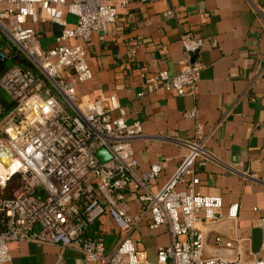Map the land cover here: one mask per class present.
<instances>
[{
	"label": "built area",
	"instance_id": "built-area-1",
	"mask_svg": "<svg viewBox=\"0 0 264 264\" xmlns=\"http://www.w3.org/2000/svg\"><path fill=\"white\" fill-rule=\"evenodd\" d=\"M126 2L0 0V89L12 103L8 110L0 105V145L22 163L16 172L22 179L20 189L13 198L0 202V264L10 260L9 243L18 241L75 248L86 264H264L258 253L248 257L239 251L233 257L204 253L205 235L198 224L228 219L235 225L239 213L235 203L224 217L219 196L194 192L198 169L206 162H218L207 141L219 123L206 132L197 109L183 113L194 120V136L176 142L187 153L164 184L154 189L162 162L137 172L133 145L142 133L141 123L125 120L126 111L115 96L85 100L78 96L76 86L93 77L86 47L94 33L110 31ZM173 14L169 9L163 16ZM66 15L75 18L73 25L69 26ZM28 21L60 25L55 45L43 48L40 32L28 26ZM179 43L183 51L180 71L150 75L145 79L146 92L195 94L204 68L199 56L204 39L183 34ZM100 148L109 153V159L96 157ZM227 169L264 185V172L252 177L231 166ZM127 190L140 204L148 228L165 227L171 237L168 245L157 248L154 262L133 236L135 221L128 211ZM103 216L119 234L108 253L103 239L93 231ZM259 228L264 251V219ZM213 240L218 247L232 249L245 239L216 235Z\"/></svg>",
	"mask_w": 264,
	"mask_h": 264
},
{
	"label": "crops",
	"instance_id": "crops-1",
	"mask_svg": "<svg viewBox=\"0 0 264 264\" xmlns=\"http://www.w3.org/2000/svg\"><path fill=\"white\" fill-rule=\"evenodd\" d=\"M126 1L110 31L94 33L86 47L93 77L76 86L78 96L84 100L115 96L126 111L125 120L141 123L142 133L133 145L137 172L144 173L153 163L162 162L154 189L164 184L187 153L176 142L194 136V120L183 113L197 109L206 132L219 123L207 141L218 162H206L198 169L199 183L194 192L219 196L224 217L235 203L239 213L235 225L228 219L198 224L205 235L204 253L233 257L239 251L244 257L251 252L264 257L259 228L264 219V185L227 169L231 166L252 177H261L264 172V0ZM169 9L174 14L164 18ZM65 18L69 26L75 22L71 15ZM27 25L40 32L43 48L55 45L60 25L51 21H28ZM183 34L204 39L199 54L204 68L195 94L146 92L145 79L150 75L162 70L169 75L180 71L183 51L179 39ZM125 196L135 221L133 236L154 262L157 248L168 245L171 237L165 227L149 229L133 192L127 190ZM93 231L106 239V253L119 241L114 224L106 216L95 222ZM216 235L245 240L239 248L224 249L214 243ZM9 250L10 260L5 264H86L72 247L18 241L9 243Z\"/></svg>",
	"mask_w": 264,
	"mask_h": 264
},
{
	"label": "trees",
	"instance_id": "trees-1",
	"mask_svg": "<svg viewBox=\"0 0 264 264\" xmlns=\"http://www.w3.org/2000/svg\"><path fill=\"white\" fill-rule=\"evenodd\" d=\"M62 30V29H61ZM60 30V32H61ZM60 34V33H59ZM22 63H26L27 61L23 58H20ZM10 63H7L6 66H8ZM0 105L5 108V110H8L12 107V103L9 99V97L0 89ZM21 187V179L20 175L17 173H14L10 175L5 183L3 185L0 184V202L3 200H8L13 198L14 193ZM118 234V232H117ZM102 237V235H98ZM119 236V234H118ZM105 247H106V239L102 237Z\"/></svg>",
	"mask_w": 264,
	"mask_h": 264
},
{
	"label": "bare ground",
	"instance_id": "bare-ground-1",
	"mask_svg": "<svg viewBox=\"0 0 264 264\" xmlns=\"http://www.w3.org/2000/svg\"><path fill=\"white\" fill-rule=\"evenodd\" d=\"M12 157L11 159H5L4 161H0V175L3 178H6L7 176H10L14 169L17 171L22 167V163L17 159ZM13 164V165H12Z\"/></svg>",
	"mask_w": 264,
	"mask_h": 264
},
{
	"label": "water",
	"instance_id": "water-1",
	"mask_svg": "<svg viewBox=\"0 0 264 264\" xmlns=\"http://www.w3.org/2000/svg\"><path fill=\"white\" fill-rule=\"evenodd\" d=\"M95 154L100 161H105L110 158L109 153L104 148H100ZM12 157L11 152L6 147L0 145V161L11 159Z\"/></svg>",
	"mask_w": 264,
	"mask_h": 264
},
{
	"label": "rangeland",
	"instance_id": "rangeland-1",
	"mask_svg": "<svg viewBox=\"0 0 264 264\" xmlns=\"http://www.w3.org/2000/svg\"><path fill=\"white\" fill-rule=\"evenodd\" d=\"M13 159H14V158H13ZM0 164H1V163H0ZM1 165H2V164H1ZM12 165H13V164H12ZM2 166H3V165H2ZM17 171H18V170H17ZM17 171L14 169V172H15V173H16ZM14 172H13V173H14ZM13 173H12V174H13ZM12 174H11V175H12ZM17 174H19V173H17ZM19 175H20V174H19ZM8 177H9V176H7L6 178H3V177L0 175V184L3 185V184L5 183V181L7 180ZM20 179H21V176H20ZM21 182H22V179H21ZM19 189H20V188H19ZM19 189H18V190H19ZM16 192H17V191H16Z\"/></svg>",
	"mask_w": 264,
	"mask_h": 264
}]
</instances>
